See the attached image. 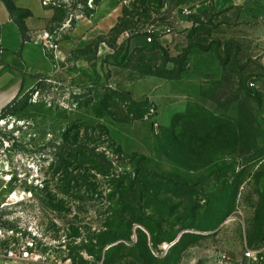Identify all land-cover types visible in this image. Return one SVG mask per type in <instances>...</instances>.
<instances>
[{
    "label": "rangeland",
    "instance_id": "obj_1",
    "mask_svg": "<svg viewBox=\"0 0 264 264\" xmlns=\"http://www.w3.org/2000/svg\"><path fill=\"white\" fill-rule=\"evenodd\" d=\"M206 1L51 0L67 30L116 24L0 116V264H143L141 240L158 264H264V0L187 13ZM152 31L182 35L177 66L130 49Z\"/></svg>",
    "mask_w": 264,
    "mask_h": 264
},
{
    "label": "crops",
    "instance_id": "obj_2",
    "mask_svg": "<svg viewBox=\"0 0 264 264\" xmlns=\"http://www.w3.org/2000/svg\"><path fill=\"white\" fill-rule=\"evenodd\" d=\"M246 1L207 0L204 4L194 5L188 10L200 16L206 9L220 12L243 5ZM20 22H23L24 30L21 29ZM115 24L116 17L111 16L93 28L80 21L75 27L67 30L66 24L60 22L56 9L50 3L45 4L44 0H0V112L12 101L35 88L42 78L52 76L57 65L72 58L71 56L78 58L80 68L87 67L83 51L92 48L98 37L106 34ZM184 24L190 27L194 24V19L187 16ZM44 33L59 34L57 57L48 54L42 44ZM155 34L171 56L177 55L173 54V51L180 45L182 35L171 31H156ZM129 45L130 49L135 50L150 48L152 43H148L146 37L136 36L130 39ZM94 52L97 62L112 57L114 53L106 40L99 41ZM149 78L159 79L161 84L176 80L157 74H149ZM147 79L145 81H148ZM157 103L160 108H165L160 100H157Z\"/></svg>",
    "mask_w": 264,
    "mask_h": 264
},
{
    "label": "trees",
    "instance_id": "obj_3",
    "mask_svg": "<svg viewBox=\"0 0 264 264\" xmlns=\"http://www.w3.org/2000/svg\"><path fill=\"white\" fill-rule=\"evenodd\" d=\"M20 26L21 29L24 30V24L23 22H20ZM154 46L161 50L164 53V57H163V62L164 64L167 63H174L176 66L178 65V62L183 59L184 57H186L187 54V50L183 51L182 53L177 54L176 56H171L169 54V51L157 40V35L154 34ZM139 49H143V48H136L135 50H139ZM148 49V48H147ZM150 74H157L159 76H163L166 77L168 79H177L179 77V75L176 73V71L174 69H169L167 71V73H159V72H150ZM249 92L252 96L256 97L260 102H261V98L260 95L255 92L253 89L249 88ZM16 100L12 101L10 104H8L1 112H0V116H2L4 114V112L12 105L14 104ZM91 153L99 160V162L104 163L105 165H107V167L109 169H112L114 167L113 163L111 160H109L107 158V155L104 152H96L94 149H91ZM170 170H173L170 168ZM175 171V170H173ZM122 176V178H125L124 174H120ZM125 234H117L116 232L114 233H109V232H103L101 234H99L97 236V243L96 245L102 249L104 248L106 245L110 244V243H114L116 242L118 239L121 238H125ZM123 242H119L117 244H115L114 246H118L119 244H122ZM123 246V244H122ZM134 248L136 249L137 253L135 255L136 259H138L139 262L143 263V264H158L160 262V259L158 257H156L151 249L148 247V244L146 241L143 242V240H141L140 242H138L137 244L133 245Z\"/></svg>",
    "mask_w": 264,
    "mask_h": 264
},
{
    "label": "built area",
    "instance_id": "obj_4",
    "mask_svg": "<svg viewBox=\"0 0 264 264\" xmlns=\"http://www.w3.org/2000/svg\"><path fill=\"white\" fill-rule=\"evenodd\" d=\"M45 4L51 3V0H44ZM187 12H190L188 9H186ZM154 34L155 31H152L148 36H146V41L148 43L154 42ZM59 41L60 36L59 34H52V33H44L42 38V44L44 45L46 51L48 54L52 55L53 57H57V51L59 47ZM3 234V230L0 229V236ZM260 250L255 249H248L245 252V255L247 257H253L256 258L257 252ZM30 257V251L26 248H21L20 250H16L14 248H10L6 250V258L8 259H27ZM223 258H226L225 255H223Z\"/></svg>",
    "mask_w": 264,
    "mask_h": 264
},
{
    "label": "water",
    "instance_id": "obj_5",
    "mask_svg": "<svg viewBox=\"0 0 264 264\" xmlns=\"http://www.w3.org/2000/svg\"><path fill=\"white\" fill-rule=\"evenodd\" d=\"M157 126V125H156Z\"/></svg>",
    "mask_w": 264,
    "mask_h": 264
}]
</instances>
